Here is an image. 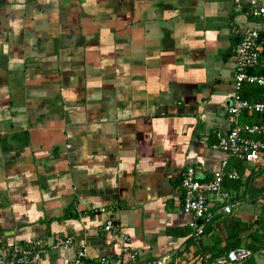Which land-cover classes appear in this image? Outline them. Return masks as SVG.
Segmentation results:
<instances>
[{"label": "crops", "instance_id": "0c3cea01", "mask_svg": "<svg viewBox=\"0 0 264 264\" xmlns=\"http://www.w3.org/2000/svg\"><path fill=\"white\" fill-rule=\"evenodd\" d=\"M247 10L248 0H0V245L42 240L40 264H69L82 247L83 264L129 262L126 236L129 264H210L239 246L253 253L243 264H264V152L247 164L216 148L231 127L234 49L257 27ZM242 95L263 101L264 89ZM224 161L240 206L195 239L182 175L195 167L208 180ZM216 206L209 197L208 212ZM66 237L70 248L50 247Z\"/></svg>", "mask_w": 264, "mask_h": 264}, {"label": "built area", "instance_id": "2783aa9c", "mask_svg": "<svg viewBox=\"0 0 264 264\" xmlns=\"http://www.w3.org/2000/svg\"><path fill=\"white\" fill-rule=\"evenodd\" d=\"M248 16L257 27L246 28L241 35L239 44L233 52L234 84L228 108V122L231 127L225 134L217 133L216 148L225 152L229 157L247 164L256 163L264 152V123H238L241 114L264 115V100L252 101L242 95L244 86H257L264 89V0H248ZM226 161L220 169L212 174L208 180H201L196 176V168L188 167L182 175L181 190L183 194L182 211L193 216L189 223L191 236L200 238L207 225L214 223L215 216L233 215L240 206L237 194L224 186V181L238 180L236 170L225 172ZM213 196L217 206L214 212H208V200ZM198 221H200L198 223ZM104 229L117 231V226L106 222ZM128 240L123 236V253L127 254L129 262L123 259L110 260L101 258L100 264H129L136 261V253L128 248ZM74 245L72 237L57 238L50 245L53 249L66 250ZM46 243L42 240L29 244L15 243L9 246L0 245V264H40ZM87 250L82 247L73 255L69 264H83ZM250 249L239 246L232 248L226 254L217 257L210 264H243L251 258ZM165 259H156L145 264H165Z\"/></svg>", "mask_w": 264, "mask_h": 264}, {"label": "trees", "instance_id": "16d2710c", "mask_svg": "<svg viewBox=\"0 0 264 264\" xmlns=\"http://www.w3.org/2000/svg\"><path fill=\"white\" fill-rule=\"evenodd\" d=\"M250 259H251V258H249L248 260L250 261ZM246 261H247V260H246ZM246 261H245V262H246ZM249 263H250V262H249ZM251 264H254V262L251 261Z\"/></svg>", "mask_w": 264, "mask_h": 264}, {"label": "water", "instance_id": "95a60500", "mask_svg": "<svg viewBox=\"0 0 264 264\" xmlns=\"http://www.w3.org/2000/svg\"><path fill=\"white\" fill-rule=\"evenodd\" d=\"M200 221H198V223H199ZM256 223V222H255Z\"/></svg>", "mask_w": 264, "mask_h": 264}]
</instances>
